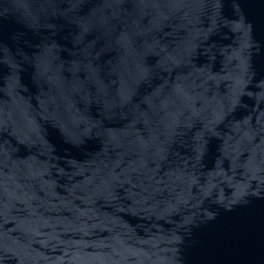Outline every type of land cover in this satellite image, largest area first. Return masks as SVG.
I'll list each match as a JSON object with an SVG mask.
<instances>
[{
    "label": "water",
    "instance_id": "95a60500",
    "mask_svg": "<svg viewBox=\"0 0 264 264\" xmlns=\"http://www.w3.org/2000/svg\"><path fill=\"white\" fill-rule=\"evenodd\" d=\"M0 264H264V0H0Z\"/></svg>",
    "mask_w": 264,
    "mask_h": 264
}]
</instances>
